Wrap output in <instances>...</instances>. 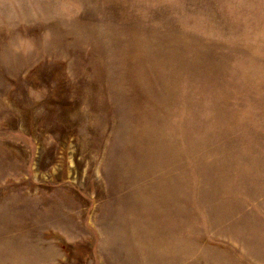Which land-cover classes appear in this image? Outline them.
Masks as SVG:
<instances>
[{
	"label": "rangeland",
	"instance_id": "374dc122",
	"mask_svg": "<svg viewBox=\"0 0 264 264\" xmlns=\"http://www.w3.org/2000/svg\"><path fill=\"white\" fill-rule=\"evenodd\" d=\"M0 264H264V0H0Z\"/></svg>",
	"mask_w": 264,
	"mask_h": 264
}]
</instances>
